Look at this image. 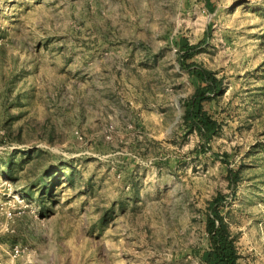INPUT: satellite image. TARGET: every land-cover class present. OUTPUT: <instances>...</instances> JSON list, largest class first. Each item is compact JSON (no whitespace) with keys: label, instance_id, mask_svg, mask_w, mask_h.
Masks as SVG:
<instances>
[{"label":"rangeland","instance_id":"rangeland-1","mask_svg":"<svg viewBox=\"0 0 264 264\" xmlns=\"http://www.w3.org/2000/svg\"><path fill=\"white\" fill-rule=\"evenodd\" d=\"M184 38L222 80L210 148ZM219 195L264 264V0H0V264H209Z\"/></svg>","mask_w":264,"mask_h":264},{"label":"trees","instance_id":"trees-1","mask_svg":"<svg viewBox=\"0 0 264 264\" xmlns=\"http://www.w3.org/2000/svg\"><path fill=\"white\" fill-rule=\"evenodd\" d=\"M208 3L212 0H206ZM201 43L191 44L186 38L181 41L180 60L183 68L187 69L192 79L197 84L194 94L186 101L185 124L191 129L199 132L201 146L210 148L212 137L218 133L220 125L211 116L206 104L211 102L222 91V80L205 66L191 61L199 51ZM224 159V158H223ZM10 169L14 166L9 165ZM13 171V170H12ZM237 171L230 169L231 183L238 180ZM56 184H49L46 191L54 196ZM222 196H217L210 205L207 216V231L210 240V247L205 249L202 258L209 264H240L239 252L235 240L231 235L221 213Z\"/></svg>","mask_w":264,"mask_h":264}]
</instances>
